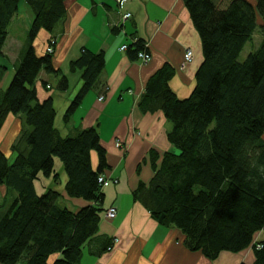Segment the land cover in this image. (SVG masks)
<instances>
[{
	"label": "trees",
	"instance_id": "1",
	"mask_svg": "<svg viewBox=\"0 0 264 264\" xmlns=\"http://www.w3.org/2000/svg\"><path fill=\"white\" fill-rule=\"evenodd\" d=\"M21 1L30 6L35 20L11 82L0 89V131L9 114L23 120L22 133L11 146L16 157L0 148V183L18 193L0 208V263L79 264L83 246L97 233L109 208L103 207L104 187L98 181L109 168L107 151L94 126L61 136L54 125L52 97L40 101L34 87L42 70L60 72L53 64L54 51L47 47L51 41L54 49L57 45L54 30L66 16V0H0V54ZM123 1L115 2L121 6ZM184 2L204 59L194 88L184 98L170 84L176 72L171 64H163L149 78L140 107L161 111L173 124L168 139L176 151H151L155 174L149 183H139L134 198L159 223L182 230L192 250L215 259L224 251L237 253L254 245L252 264H264V239L254 241L264 231V0H228L225 6L217 0ZM121 16L116 29L133 15L126 20ZM42 30L48 38L38 54L34 43ZM258 30L261 43L240 61ZM125 44L137 61L140 51L150 53L137 36ZM105 64V51L86 48L71 61L72 70H82L83 84L66 110V121L99 82ZM60 88H68L66 77ZM92 151L99 156L96 168ZM55 157L68 176L69 196L88 202L76 211L59 203L55 188L40 193L36 188L43 177L58 178ZM114 245L115 238L105 249ZM52 255L59 256L50 263Z\"/></svg>",
	"mask_w": 264,
	"mask_h": 264
},
{
	"label": "crops",
	"instance_id": "2",
	"mask_svg": "<svg viewBox=\"0 0 264 264\" xmlns=\"http://www.w3.org/2000/svg\"><path fill=\"white\" fill-rule=\"evenodd\" d=\"M250 1L255 3L256 0ZM65 4L66 16L54 30L58 42L52 60L60 72L50 74L42 70L34 87L40 101L52 97L56 109L54 125L61 136L76 135L90 126L98 129L109 164L104 174L111 182L103 188V207L115 205L118 208L114 219L102 216L97 233L82 248L79 264L254 263V245L237 253L224 251L215 259L200 250H192L182 230L159 223L149 209L134 198L139 183H149L155 174L151 151L157 150L160 154L176 151L168 139L173 124L161 111L149 112L140 107L139 100L149 78L163 64H171L176 72L170 84L178 96L184 98L194 88L196 72L204 59L200 35L184 0H124L121 6L114 0H66ZM127 11L132 13V18L123 23L122 29H116L115 25L122 20L121 13ZM34 18L30 6L21 1L11 26L15 25L14 20H21L28 32ZM132 36L148 44L152 57L149 63L143 64L132 58L127 50L120 49ZM47 38L48 32L42 30L34 43L38 54L45 50ZM24 43L14 49L15 61L11 60L10 49L6 51V59L0 57V89L8 79L9 69L13 70V65L20 61L27 40ZM85 48L92 52L105 51V68L99 82L66 121V110L83 84L82 70H72L71 61ZM188 48L193 50V58L183 66ZM63 77L68 81L67 89L60 88ZM102 95L104 100L99 99ZM22 121L20 115L9 114L2 128L6 138L4 150L13 159L16 153H12L11 146L22 133ZM91 160L96 168L99 163L96 151L91 152ZM55 170L59 174L57 179L50 176L45 177L46 184L43 179L35 183L38 192L55 188L60 192L62 206L72 211L85 206L88 202L83 198L67 193L68 176L64 166L58 165ZM17 195L15 188L0 183V208L9 205ZM114 238L118 239L116 245L106 250ZM262 239L264 231H259L254 241ZM55 256L59 255L50 256V263Z\"/></svg>",
	"mask_w": 264,
	"mask_h": 264
},
{
	"label": "rangeland",
	"instance_id": "3",
	"mask_svg": "<svg viewBox=\"0 0 264 264\" xmlns=\"http://www.w3.org/2000/svg\"><path fill=\"white\" fill-rule=\"evenodd\" d=\"M217 1H218L219 5L221 4V5L225 6L224 4H226L228 0H217ZM34 20H35V18H34ZM14 21H16L14 23L15 25L12 24V26L10 25V28H9V34H8L9 37H8V40H7V42H8L7 43V50H6V44H5V46H4L3 50H2V55L0 54V57H3V58L6 59V51H8L10 49V52L9 53H10L11 60H13V61L16 60V58H15L16 54H15L14 49L15 48H18V46H20L21 44H23V45L25 44L24 43V40H26L27 33H28L27 30L22 25V22L23 21L22 22H21V20L20 21L19 20H14ZM262 38H263V35L258 30L254 34V36L252 37V39L250 41H248V43H246V45L244 47V50L242 51V53L240 55V58H239L240 61L245 60L247 58V56L249 55V53H251L252 51H255L256 50V48L261 43ZM16 42H17V44L14 45V43H16ZM18 63H16L15 65H13L14 66L13 67L14 68L13 70L11 68L9 69V73L6 75V77H8V79H7L6 83H5V85L3 86L4 89H6L7 86L9 85V83L11 82V80H12V78L14 76V73H15V68H16L15 66ZM5 70H6V68H5ZM1 80H2V77H0V81ZM51 84H53V83L51 82ZM1 85H2V83H1ZM4 134H5L4 131L1 130L0 131V148H2V149L6 148V138H5V135ZM55 159H56L55 167H57L58 165H60V167H61L63 165L62 162H61V160L58 157H55ZM42 179H43L44 184H46L45 182H46V179L47 178L43 177ZM4 208H6V205H5Z\"/></svg>",
	"mask_w": 264,
	"mask_h": 264
},
{
	"label": "built area",
	"instance_id": "4",
	"mask_svg": "<svg viewBox=\"0 0 264 264\" xmlns=\"http://www.w3.org/2000/svg\"><path fill=\"white\" fill-rule=\"evenodd\" d=\"M115 1H117L118 3H121L122 2V0H115ZM132 16V13L131 12H124L123 13V19L124 20H126V19H128V18H130ZM54 41H51V43L48 45V47H47V51L48 52H50V53H52L53 51H54V46H53V43ZM127 48H128V46H127V44H122L121 46H120V49L121 50H127ZM151 54L150 53H148V52H146V51H140L139 52V54H138V59H139V62H141V63H143V64H147V63H149L150 61H151ZM192 58H193V50L192 49H190V48H188L187 50H186V53H185V57H184V62H183V66H185L186 64H188V63H190L191 61H192ZM100 100H104L105 99V96L104 95H102V96H100V98H99ZM117 145H121V143L120 142H117ZM98 181H99V183L103 186V187H106V186H108V185H110V180L108 179V177H106V175L104 174V173H101L99 176H98ZM117 212H118V208H117V206H110L108 209H107V211H106V217L108 218V219H113V218H115L116 217V215H117ZM117 240L118 239H115V243L117 242ZM110 250H112L113 248L112 247H110L109 248Z\"/></svg>",
	"mask_w": 264,
	"mask_h": 264
}]
</instances>
